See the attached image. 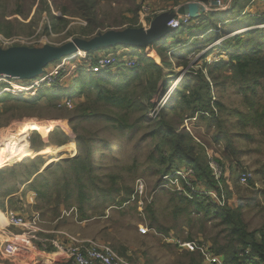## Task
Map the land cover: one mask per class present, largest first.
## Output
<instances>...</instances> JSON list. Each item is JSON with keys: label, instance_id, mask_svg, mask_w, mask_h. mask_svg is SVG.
I'll use <instances>...</instances> for the list:
<instances>
[{"label": "rangeland", "instance_id": "374dc122", "mask_svg": "<svg viewBox=\"0 0 264 264\" xmlns=\"http://www.w3.org/2000/svg\"><path fill=\"white\" fill-rule=\"evenodd\" d=\"M18 1L0 0V14H3L4 19L9 22L11 34L8 37H20L27 44L21 47L34 51H40L45 47H62L75 39L90 40L107 31L140 30L141 27L146 26V21L151 16L153 18L162 17L158 22L159 25L158 23L156 25L165 28V25L162 26L164 21L174 13V10L176 11L177 6L189 2L201 3L205 7V13L200 18L191 19L189 27L177 30L184 34L194 32L196 33L195 36H208L206 34L214 31H205L208 24L207 14L210 12L228 13L230 16L238 15L232 21H227L238 20L234 25L218 24L217 30L219 32L214 37L216 38L217 35L218 38L223 35L222 39L230 37L228 33L231 32L233 27L243 26L246 22L244 18L246 15L264 17V0H249L246 5H243V9L236 12V14L231 12L235 0H228V4L224 9H219L216 4H212L215 0H176L177 5L173 3L176 2L175 0H137L136 2L131 0H92L95 3L97 23L101 24V28L98 30L96 28L93 34L83 38L82 34L87 28L86 20L78 17H62L68 20L66 28L64 30L59 27L53 28L49 16L44 13L39 20L35 18L34 12L23 17L17 15L16 3ZM45 1L50 5V0ZM59 3L66 5L68 8L70 7L69 11L71 12L75 9V6L70 4L73 6L71 7L66 0H60ZM22 4L24 6V3ZM134 6L137 7L135 14L132 12ZM50 13L55 16L59 15L55 6L52 5H50ZM133 20L134 22H132ZM217 20L220 19L217 18ZM181 44L183 43H177L178 49L181 48ZM202 48L200 45L188 50L186 52L187 66H177V77L165 80L166 84L163 82L162 86L159 82L157 94L152 95L150 98L145 97L149 89V86L146 85L147 78L143 77L142 87V83L139 84L137 81L139 74L129 75L132 68H130L131 62L127 59L137 62L140 53H131L132 55L130 54V57L127 58L130 53L129 50L126 54L120 49L115 52L112 46L111 49L104 48L105 51L103 48L97 50L100 51L97 56H95L96 51L88 56L92 59L102 56L123 58L124 65L123 63L118 64L123 66H110L107 69L105 68L106 70H103V72L115 76L107 88L130 100V106L108 105L106 107L102 104L95 105L98 111L109 113L120 124L125 125L124 129H111L110 126L105 128V125L110 124L103 117L97 121L91 120V122L79 124L77 131L81 134L82 129L86 128V132L95 133L100 140L109 142L108 147L112 148L110 153L105 150L104 142L100 144L104 158L102 160L103 168L97 174L115 173L121 175L122 179L118 180L116 187L125 184L132 188L138 197H136L137 200L131 199L123 203L121 207H117L109 201L103 203L102 197L98 196V198L92 199L91 202L85 203L88 210L86 220L80 219V215L75 208L54 205L59 202L57 200L58 196L53 195L50 199L46 198V200L40 201L36 194L31 191L29 185L35 178L31 177L28 184L19 187L18 184L24 179L20 180L15 175L21 177V173L25 168L31 166V163H35L39 171H43L47 166L65 159H71L77 154L76 134L71 127L70 116L73 114L75 107L86 103L90 98H94L95 90L84 89L81 95H77L78 88H81L84 79L81 78L78 85H75V81L79 79L82 73L80 71L84 68L85 79L92 74L87 70L91 61L83 51L78 54L77 50V54L74 52L72 58L61 57L51 61L44 68L43 73L35 79L2 78L4 81H0V171L4 169L8 171L1 175L4 180L0 184V191H3L4 188H10L16 194L12 200L10 199L11 201L8 200V209L20 211L23 210V205H25L22 213L27 216V219L38 216L42 229L48 230V225H50V228H53L55 232H65L79 240H93L107 244L131 264H204L198 251L180 248L177 242H194L196 245L212 251L213 244L220 245L224 242L222 234H220V228L211 222L201 220L195 215H188L187 212H175L174 205H177V203L174 204L169 200L171 196L169 192H172L170 190L172 186L161 183L159 187H155L156 166L154 161L149 158L153 146L149 142H139L144 130L142 123L159 119L160 109L168 100L169 105L174 103L176 95L174 91L180 86L179 81L202 67V65L195 66L197 62L204 60L207 63H213V59L225 57L214 50L210 55L199 60L206 53L205 49ZM182 50L185 49L182 48L179 51ZM143 55L148 56L147 53ZM150 56L157 59L154 53H151ZM159 57L160 65L164 67L170 66L174 62L177 65L175 57H171V60H167L166 63L162 61L161 55ZM82 58L86 59L83 60ZM43 76L48 81L42 84L39 82L41 80L38 79ZM116 85L121 86L119 90H115ZM213 92L216 94L215 90ZM219 95L226 107L243 111L241 97L235 91L226 88ZM18 96L25 101L36 99V102L29 106L19 104L20 108L15 109L13 108L12 98ZM137 101L139 104L135 105ZM91 102L93 103V100ZM224 118L228 120V126L236 122L233 115L225 113ZM128 126H132V128H128ZM31 127L33 128L28 131ZM183 129L199 144L200 142H210L212 140L213 130L208 129V121L199 120L196 116L184 120ZM33 132L42 141L38 151L28 150V148H31L30 143ZM50 136L57 139L65 137L66 144L64 143L65 145L62 146L57 143L54 144L49 140ZM236 144L239 149L244 151L240 157L242 169H239L240 171L244 170L241 173L246 174L254 185L249 186L248 181L241 184L240 176L241 188L240 190L231 188L230 196H227L220 187L224 197L228 198V203L239 210L241 218L246 224V229L250 232L257 231L264 226V146L258 139L252 143L241 138L240 142ZM248 149H251V151ZM205 152L207 162L209 160L216 162L210 156L209 148H206ZM218 153L216 154L219 155ZM58 177H60V174H58ZM57 182L60 183L61 179ZM100 185L103 187L110 186L105 177ZM120 193H124V190H121ZM122 195H118L117 200H120ZM29 199L30 202L27 204ZM1 202L6 203L5 197L2 195H0V204ZM152 202L154 203L153 210L157 219L156 225H150V215L145 212V205ZM69 203L75 207L77 206V201L74 198L66 202L67 205ZM105 205H109L108 209H105ZM4 224V217L0 212V225L3 226ZM49 235L59 237L56 233Z\"/></svg>", "mask_w": 264, "mask_h": 264}, {"label": "trees", "instance_id": "16d2710c", "mask_svg": "<svg viewBox=\"0 0 264 264\" xmlns=\"http://www.w3.org/2000/svg\"><path fill=\"white\" fill-rule=\"evenodd\" d=\"M59 1L50 0V5L55 6V9L59 12L58 16L50 13V5L45 0H19L16 3V13L23 17L34 12V16L38 20L44 13L49 16L53 28L59 27L62 30L66 28L68 23V20L62 17L82 18L87 21V28L82 34L83 38L93 34L96 28L97 30L101 28V24L97 23L95 3L92 0H66L69 5L75 6L72 12L69 11L70 7L61 5ZM131 1L136 2L137 0ZM248 2L249 0L233 1L231 12L236 14ZM22 3H24V6ZM173 3L177 5L178 2ZM72 5L70 6L73 7ZM132 12L134 14L137 12L136 6H134ZM207 16L208 24L205 31L217 30L219 23L234 25L235 22H238V20L227 22L238 16H230L228 13L210 12ZM217 18L220 20H217ZM244 18L246 22L243 26L233 27L231 32L228 33L230 35L236 32V34L224 38L218 47L213 46L207 50L199 60L210 55V51L213 49H216L220 55L225 57L219 58L217 62L213 63H207L203 60L202 67L179 81L180 86L174 91L176 94L174 103L169 105L168 100L162 106L159 119L142 123L144 130L139 142H149L153 146L149 158L154 161L156 166V188L162 183L163 176L170 175L177 169L187 166L193 169L197 181L205 189L220 194V188L222 187L226 195L230 196L231 188L240 190L239 177L242 174L241 172L244 171L239 169H242L240 157L244 151L239 149L236 143L240 142L241 138L252 143L258 139L264 146V17L246 15ZM8 24L9 22L4 19L3 14H0V34L6 37L11 34ZM258 25L260 27H257ZM207 35V41L203 49L223 37V35H220V37L215 38L214 32ZM160 55L162 56V54ZM87 56L90 55L87 54ZM88 58L90 61L93 60L91 57ZM162 61L167 62L163 59V56ZM187 63V53H178L177 66L186 67ZM121 66L123 65H118V67ZM130 68H132L129 73L130 76L139 74L137 79L139 84L142 83L143 77L147 78L146 85L149 86V89L145 97L150 98L152 95L157 94L158 83L162 79V70L152 58L140 55L138 61ZM84 71L85 68L80 71L82 73L79 79L75 81V85H78L79 80L84 79L83 85L78 88L77 95H81L84 89H93L95 94L93 99L90 98L86 103L75 107L73 114L70 116L71 127L76 134L77 154L71 159L49 165L43 171H39L38 166L31 163V166L25 168L21 173L22 178L20 175H15L20 180L24 179L20 184L30 181V178L34 176V181L29 185L31 191L36 194L40 201H44L46 198L50 199L53 195L58 196L57 200L59 202L54 205L75 208L81 220L87 219L88 210L85 203L91 202L92 199L98 198V196L102 197L103 203L109 201L117 207H121L123 203L131 199L137 200L136 197H138L136 192L125 184L116 187L118 180L122 179L121 175L115 173L97 174L103 168L104 153L100 144L104 142L105 150L110 153L112 148L108 147L109 142L100 140L95 133L86 132V128L82 129L81 134L77 131L79 124L91 122V120L97 121L103 117L110 124L105 125V128L110 126L111 129H124L125 125L120 124L109 113L98 111L95 105L129 107L130 100L107 88L115 76L101 71L93 74V76L91 74L85 79L86 73ZM120 87V85H116L115 90H119ZM226 88H230L241 97L243 111L229 109L221 101L219 93L224 92ZM214 90L216 94H214ZM12 100L15 109L20 108V105L29 106L36 102V99L25 101L20 96L12 98ZM137 103L138 101L135 102V105ZM225 113L236 118L235 124L228 126V120L224 118ZM195 116L199 120L208 121V129L213 130L210 142L204 141L199 144L183 129V121ZM75 122L77 126L74 124ZM32 128H29L28 131ZM128 128H132V126H128ZM234 129L236 130L232 131ZM49 140L62 146L66 138L57 139L50 136ZM30 144L31 148H28V150L37 151L42 145L41 139L35 132L32 133ZM206 148H209L210 156L222 167L219 183L211 176L205 152ZM219 150L221 152L218 153ZM248 150L251 151V149ZM58 174H60V177H58ZM104 177L107 179V183L110 184L109 187L100 185ZM59 179H61L60 183L57 182ZM247 181L249 186L254 185L250 178ZM180 184L185 188L181 181ZM121 190H124V193H120ZM169 193L171 194L170 202L177 203V205H174L175 212H187L188 215H195L201 220L211 222L220 228V234H222L224 242L220 245L213 244L212 252L222 257L225 263L264 264V226L257 231H248L239 210L228 203L227 197L223 203L224 205L220 207L206 196L192 194L186 188L183 192L172 191ZM120 194L123 195L120 200H117V196ZM72 198L77 201L76 207L71 203L66 204ZM153 204L152 202L145 205V212L150 215V225L157 224ZM108 207L109 205H105V209H108Z\"/></svg>", "mask_w": 264, "mask_h": 264}, {"label": "built area", "instance_id": "2783aa9c", "mask_svg": "<svg viewBox=\"0 0 264 264\" xmlns=\"http://www.w3.org/2000/svg\"><path fill=\"white\" fill-rule=\"evenodd\" d=\"M216 7L219 9H224L228 4V0H215ZM191 18L188 16H178L176 13H173L168 19L165 20L162 26L165 25V28L169 30H179L183 27H189L191 24ZM218 33L219 31H215ZM235 33L230 34L232 36ZM223 39L220 38L216 40L211 46L206 49L209 50L213 46L218 47L220 42ZM23 45H27L24 43V40L20 39V37H6L0 34V49H9L11 47H21ZM205 49V52L207 51ZM80 50H78V54H80ZM85 56H87L88 52L83 51ZM77 54V52H75ZM74 53V54H75ZM82 53V52H81ZM74 54L66 56L68 59L72 58ZM64 57V58H66ZM88 57V56H87ZM83 60L86 58H82ZM219 59V58H218ZM218 59H213L215 62ZM131 62L130 67L135 62L127 59ZM90 61V60H89ZM123 58H116V56L112 57H98L94 58L90 67L87 68L89 72L92 74L100 73L103 70H106L110 66L117 65L119 63H123ZM211 62V61H208ZM116 63V64H115ZM124 65V63H123ZM106 68V69H105ZM38 80L40 83L47 82L46 77H40ZM0 81H4L0 78ZM4 91V90H3ZM2 91V92H3ZM174 91V90H173ZM172 91V92H173ZM208 166L211 172V176L214 178L216 182L219 183L222 170L219 164L213 162L211 160L208 161ZM249 177L246 174H242L240 178V183L245 184ZM184 185L186 189H189L192 194H202L209 198L212 202H214L217 206H223L225 197L221 190L220 194L213 190H207L202 184L197 181L196 175L193 169L188 167H182L177 171H174L170 175H165L162 177V184H170L172 187L171 191L183 192L185 188H183L180 184ZM3 217L5 220V224L11 228L18 229L20 231V238L25 241H35L39 242V244L43 248H47L49 245L52 247L60 256L66 259L67 264H131L126 259L118 255L115 250H113L107 244L96 242L93 240H79L75 237L70 236L65 232H54L59 235L58 238L55 239H39L38 233H41L42 230L40 228L41 221L38 216H33L30 219L25 218L21 213L17 212V210L6 209L3 212ZM0 227V233H1ZM4 233V232H3ZM8 236L11 238H15V235L9 233ZM177 245L180 248H186L188 250H196L199 252L202 257L204 264H227L223 261L222 257L214 254L212 251H209L204 248L196 245L194 242H186L181 243L177 242Z\"/></svg>", "mask_w": 264, "mask_h": 264}, {"label": "crops", "instance_id": "0c3cea01", "mask_svg": "<svg viewBox=\"0 0 264 264\" xmlns=\"http://www.w3.org/2000/svg\"><path fill=\"white\" fill-rule=\"evenodd\" d=\"M174 13L175 10H174ZM162 19V17H155L151 16L150 18L147 19L146 21V26L141 27L139 31H149L151 29H159L160 26H157L156 24ZM159 25V23H158ZM133 27V26H130ZM126 30V29H125ZM135 30V29H134ZM123 31V29L121 30ZM217 31V30H215ZM215 31V34H217ZM103 34V33H102ZM97 35V34H96ZM95 35V36H96ZM101 34H98V36ZM196 33H190V34H184L183 32L179 31H174V30H169L167 28H160L159 32L153 35H149L148 38L146 39V42L142 44H133V43H117L115 45H112L115 49V52L120 50H123L122 52L124 54L128 53V50L130 53L127 55V58L130 57L131 53H140L141 55L143 54H148L150 58H152L156 64H158L162 70V79L160 81L161 86L162 84L165 83V80L171 78L174 79L177 77V65L174 63L170 64V66H162L160 65V57L159 55L162 54L164 60H171V57H175L174 59L177 60V54L180 52H187L188 50H192L195 46H200L203 47L206 43L204 41L208 36L204 35H198L195 36ZM207 35V34H206ZM94 37V36H93ZM217 38V35H216ZM204 41V42H203ZM176 42V45H175ZM183 43L181 44V48H177V43ZM112 46L107 47V49H111ZM185 49L182 51H179L181 49ZM204 48V47H203ZM202 48V49H203ZM104 49V48H103ZM206 49V48H205ZM99 50V49H98ZM106 49H104L105 51ZM213 49L210 51V53L214 52ZM96 51L97 56L100 51ZM95 51H89L88 55H90L92 52ZM151 53H154L157 57L155 59L154 57H151ZM159 54V55H158ZM132 55V54H131ZM93 56V57H95ZM203 60L197 62L195 66H200L202 65ZM180 67V66H179ZM182 68V67H181ZM175 69V70H174ZM164 82V83H163ZM166 84V83H165ZM66 144V142H65ZM64 144V145H65ZM3 171V172H2ZM8 170L4 169L0 171V184L3 183V178L1 175L6 173ZM34 177V176H33ZM31 180V179H30ZM29 181L25 182L24 184H18V186L23 187L24 185L28 184ZM5 186V185H4ZM0 195L5 197L6 203L0 204V212L3 214V212L8 209V200H12L14 196L16 195L13 189H7L4 188V190L0 191ZM10 200V201H11ZM29 201H27V204H29ZM25 205H23V210H24ZM20 210V209H19ZM23 210L21 209L20 211H17L21 213L25 218L27 217L24 215L22 212ZM5 221V220H4ZM45 230L42 229L41 233H38V238L39 239H55L58 237H53L49 234H53L55 230L50 228ZM1 233H0V264H67L66 259L63 258V256H60L52 247L49 245L47 248H43L39 242L35 241H25L20 238V231L15 228H11L8 225L4 224L1 226ZM4 232V233H3ZM9 233H12V235H15V238H11L8 236Z\"/></svg>", "mask_w": 264, "mask_h": 264}, {"label": "water", "instance_id": "95a60500", "mask_svg": "<svg viewBox=\"0 0 264 264\" xmlns=\"http://www.w3.org/2000/svg\"><path fill=\"white\" fill-rule=\"evenodd\" d=\"M212 4H215V2H212ZM175 12L178 16H188L191 19H197L205 13V7L201 3L189 2L177 6ZM159 29H151L149 31L131 29L107 31L90 40L75 39L62 47H45L40 51L23 47L0 49V77L7 76L20 80L35 79V77L43 73L44 68L51 61L71 55L77 50L95 51L117 43L142 44L146 42L150 34L158 33Z\"/></svg>", "mask_w": 264, "mask_h": 264}, {"label": "bare ground", "instance_id": "6f19581e", "mask_svg": "<svg viewBox=\"0 0 264 264\" xmlns=\"http://www.w3.org/2000/svg\"><path fill=\"white\" fill-rule=\"evenodd\" d=\"M0 78H11V79H16V78H12V77H7V76H2Z\"/></svg>", "mask_w": 264, "mask_h": 264}]
</instances>
